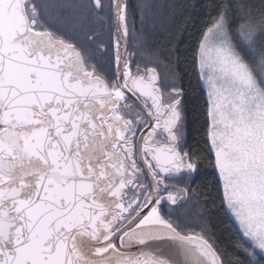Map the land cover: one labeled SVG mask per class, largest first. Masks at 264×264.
<instances>
[{
    "label": "snow or ice",
    "instance_id": "obj_1",
    "mask_svg": "<svg viewBox=\"0 0 264 264\" xmlns=\"http://www.w3.org/2000/svg\"><path fill=\"white\" fill-rule=\"evenodd\" d=\"M132 7L0 0V264H264V0L194 6L191 116Z\"/></svg>",
    "mask_w": 264,
    "mask_h": 264
},
{
    "label": "trees",
    "instance_id": "obj_2",
    "mask_svg": "<svg viewBox=\"0 0 264 264\" xmlns=\"http://www.w3.org/2000/svg\"><path fill=\"white\" fill-rule=\"evenodd\" d=\"M130 3L133 6L132 12L137 21L135 29L137 36L144 44L145 50L151 51V58L159 61L160 66L158 70L162 73L167 70V54L170 50L175 49L180 59V71L185 73V88L189 89V84L196 86L197 79L190 63V46L194 43V37L198 35L197 28L199 26V20L202 18L200 8L194 7L199 3V0H130ZM145 4L156 6L155 8L146 9L149 14L154 13L155 16H159L163 12L166 17L174 21V25L170 26L172 29L171 33L164 32L159 27L154 28L151 22L148 23L147 27H141L139 20L143 13L139 8ZM163 5H167L168 7L163 8ZM173 33L175 34V38H173ZM170 40L172 41L171 44L169 43ZM130 50H134V48H130ZM161 53L163 55H160ZM203 96L204 93L198 86L188 90L186 106L189 109L190 116L193 115V109H195V114H199L200 107L204 102ZM209 182L215 185L212 169L210 168L207 169L203 177L196 180L193 187L195 188L199 185L203 189V185ZM213 194L215 195L214 189ZM211 219L212 223L216 225L217 235L220 237L221 242L227 244V233L223 231L225 223L227 222L226 217L221 212L214 214Z\"/></svg>",
    "mask_w": 264,
    "mask_h": 264
},
{
    "label": "flooded vegetation",
    "instance_id": "obj_3",
    "mask_svg": "<svg viewBox=\"0 0 264 264\" xmlns=\"http://www.w3.org/2000/svg\"><path fill=\"white\" fill-rule=\"evenodd\" d=\"M159 71V70H158ZM161 72V71H159ZM162 73V72H161ZM163 74V73H162ZM169 183H172V184H177V185H182L184 183V180L182 179H176V180H172V181H169ZM194 186V185H193Z\"/></svg>",
    "mask_w": 264,
    "mask_h": 264
}]
</instances>
